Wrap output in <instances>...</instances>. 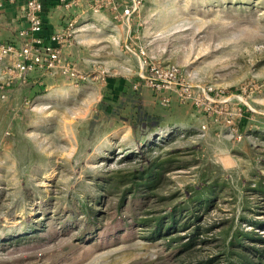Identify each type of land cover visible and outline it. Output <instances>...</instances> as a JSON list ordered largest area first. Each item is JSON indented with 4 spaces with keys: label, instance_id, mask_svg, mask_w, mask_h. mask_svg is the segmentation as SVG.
<instances>
[{
    "label": "rangeland",
    "instance_id": "1",
    "mask_svg": "<svg viewBox=\"0 0 264 264\" xmlns=\"http://www.w3.org/2000/svg\"><path fill=\"white\" fill-rule=\"evenodd\" d=\"M10 16L0 264H204L237 229L264 236L249 224L264 221V0H144L128 35L88 48L95 69L59 74L71 89L17 68L26 22ZM150 63L177 78L152 86ZM139 171L161 173L131 194ZM199 189L210 206L169 228Z\"/></svg>",
    "mask_w": 264,
    "mask_h": 264
},
{
    "label": "built area",
    "instance_id": "2",
    "mask_svg": "<svg viewBox=\"0 0 264 264\" xmlns=\"http://www.w3.org/2000/svg\"><path fill=\"white\" fill-rule=\"evenodd\" d=\"M21 19L26 22V26L20 30L19 36L22 40L17 63L20 70L35 68L37 71L53 74L59 72L66 77L77 78V73L70 61H64L62 56L64 51L76 43L75 27L73 22H68L60 29L54 31L49 36V43L43 44L40 33L43 28L42 12L47 0H22ZM64 1V0H60ZM84 3L92 13L107 12L113 20L120 22L126 28L127 35L131 30L135 18L140 14L144 0H79ZM17 0H0V10L6 4H14ZM11 51V48H4ZM140 55L143 51L140 50ZM145 64L148 65V63ZM158 79L154 80L152 86L161 87L159 81L175 80L178 70L174 66H153ZM153 81V80H152Z\"/></svg>",
    "mask_w": 264,
    "mask_h": 264
},
{
    "label": "crops",
    "instance_id": "3",
    "mask_svg": "<svg viewBox=\"0 0 264 264\" xmlns=\"http://www.w3.org/2000/svg\"><path fill=\"white\" fill-rule=\"evenodd\" d=\"M23 6L22 0H17L14 4H6L0 10L5 19L11 17L18 22L20 21L21 9ZM73 22L75 27L76 43L67 48L62 56L64 61H70L77 74H83L96 64L94 58H90L89 47L105 46L107 42L115 43L116 40L121 39L124 34L122 24L114 22L113 18L107 12L92 13L87 9L84 3L79 0H47L42 12L43 28L40 35L43 44L49 43V36L56 30L68 22ZM19 25V28H22ZM18 27V25H17ZM105 32V33H104ZM109 32L111 34H106ZM38 74H50L48 72L37 71ZM54 77L45 78V83H53L52 86H70V82L66 79L61 80L59 77L61 73L55 72ZM116 74H114L115 76ZM97 77V76H96ZM118 77V76H117ZM71 89V86L69 87Z\"/></svg>",
    "mask_w": 264,
    "mask_h": 264
},
{
    "label": "trees",
    "instance_id": "4",
    "mask_svg": "<svg viewBox=\"0 0 264 264\" xmlns=\"http://www.w3.org/2000/svg\"><path fill=\"white\" fill-rule=\"evenodd\" d=\"M150 124L151 123H147L143 126L141 125V127L147 128ZM139 173L142 180L136 182V179H131V181H135L132 182L133 188H130V190H135L133 192L128 190V192L131 194H135L136 190L141 186L151 187L157 181L161 172L147 171L144 173V171H139ZM117 185H119V182L115 185L116 188L118 187ZM126 193L127 191L122 193V197H124L123 200L125 199ZM211 197L210 189L195 190L192 199L186 201L182 207H178L174 211L170 212V225L168 227H175L178 221L176 212L179 211L189 213L194 217V219H197L196 214L199 211L204 212L210 206ZM251 221L252 220L249 221V224L252 227L255 229L264 230L263 220L253 222ZM165 227L166 226H163V229H165ZM198 235V228H195L191 233L188 234L190 244L194 242ZM204 264H264V236L256 234L255 232L237 229L227 242L226 249L223 251V255L221 257L212 258L206 261Z\"/></svg>",
    "mask_w": 264,
    "mask_h": 264
}]
</instances>
